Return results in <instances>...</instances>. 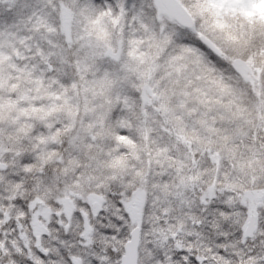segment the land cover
I'll use <instances>...</instances> for the list:
<instances>
[{
  "label": "snow or ice",
  "instance_id": "6c2138e0",
  "mask_svg": "<svg viewBox=\"0 0 264 264\" xmlns=\"http://www.w3.org/2000/svg\"><path fill=\"white\" fill-rule=\"evenodd\" d=\"M0 264H264V0H0Z\"/></svg>",
  "mask_w": 264,
  "mask_h": 264
}]
</instances>
